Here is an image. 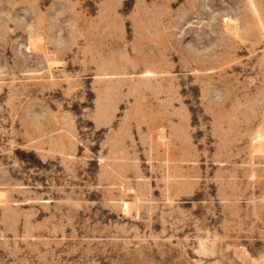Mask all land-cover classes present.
Wrapping results in <instances>:
<instances>
[{"label":"rangeland","instance_id":"374dc122","mask_svg":"<svg viewBox=\"0 0 264 264\" xmlns=\"http://www.w3.org/2000/svg\"><path fill=\"white\" fill-rule=\"evenodd\" d=\"M0 264H264V0H0Z\"/></svg>","mask_w":264,"mask_h":264},{"label":"bare ground","instance_id":"6f19581e","mask_svg":"<svg viewBox=\"0 0 264 264\" xmlns=\"http://www.w3.org/2000/svg\"><path fill=\"white\" fill-rule=\"evenodd\" d=\"M123 212L129 215L132 211L131 204L129 201L124 200L122 205Z\"/></svg>","mask_w":264,"mask_h":264}]
</instances>
